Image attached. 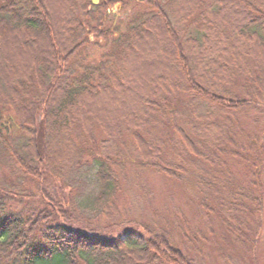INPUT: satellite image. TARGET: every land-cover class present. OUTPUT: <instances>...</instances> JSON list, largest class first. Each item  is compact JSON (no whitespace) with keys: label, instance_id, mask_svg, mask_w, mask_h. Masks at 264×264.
<instances>
[{"label":"trees","instance_id":"16d2710c","mask_svg":"<svg viewBox=\"0 0 264 264\" xmlns=\"http://www.w3.org/2000/svg\"><path fill=\"white\" fill-rule=\"evenodd\" d=\"M57 2L0 0V264H203L206 234L253 250L262 146L242 121L264 115V0ZM155 37L172 72L104 121L86 102L122 98ZM145 174L182 189L203 229L182 211L131 217Z\"/></svg>","mask_w":264,"mask_h":264},{"label":"rangeland","instance_id":"374dc122","mask_svg":"<svg viewBox=\"0 0 264 264\" xmlns=\"http://www.w3.org/2000/svg\"><path fill=\"white\" fill-rule=\"evenodd\" d=\"M52 1L55 5H59L57 0ZM143 9L142 6L135 4H131L119 10L115 9L109 15L106 26L110 28H122L125 20L129 16ZM161 39L162 38L157 37L153 38V42H149L142 51L137 50L132 56L130 73L128 75L130 88L128 91L126 90L122 98L117 95H110V97H107V100L106 98L101 99L99 97H97V99L91 98L89 99L90 101L88 100L86 102V106L93 107L96 114L104 119V121H107L110 117L112 118L118 112L122 114L127 113L130 110V106H135L136 103L133 102L135 96L144 91L154 78L158 75L166 77V71L169 73L172 72L168 63L169 48L166 46L168 45L166 43L167 39H165V41ZM47 49L48 44H46V50ZM103 51V48H89L88 64H96ZM24 52L27 53L24 54ZM8 53V63L10 62L13 64L16 70L22 69L21 61H23L25 55L29 57L33 56L32 47L27 46L25 43L24 45L11 44ZM250 118L256 117L252 116ZM255 121V123L250 122L249 119H244V121H242L243 128L249 135L258 136V143L262 146L259 167V183L262 187L261 225L255 240L254 249L235 248L231 243L228 244V242L223 239L219 241L216 238H211L204 232L208 242L198 246L201 252L200 259L203 264H264V115L259 116ZM143 182L149 190L150 199L147 202L138 201L135 206L129 207L128 214L131 217L139 220H147L148 218H158L161 220L167 211H182L190 220L192 227L195 225L198 227L199 225V227L202 228L198 220L191 213V208L186 202V196L182 189L166 180L150 174H145L143 176ZM126 200L128 203L129 200ZM20 208L21 207H18V209ZM150 215L152 217H150ZM213 227L215 231L218 229L216 223L213 224Z\"/></svg>","mask_w":264,"mask_h":264}]
</instances>
